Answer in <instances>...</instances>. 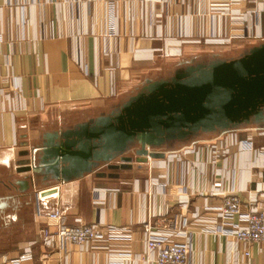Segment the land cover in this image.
I'll use <instances>...</instances> for the list:
<instances>
[{
	"label": "crops",
	"instance_id": "0c3cea01",
	"mask_svg": "<svg viewBox=\"0 0 264 264\" xmlns=\"http://www.w3.org/2000/svg\"><path fill=\"white\" fill-rule=\"evenodd\" d=\"M210 2L0 0V187L17 167L21 143L37 141L46 129L97 114L131 93L152 74L149 69L157 48L174 46L181 53L177 38L201 29L193 24L198 21L195 14L199 16L201 7ZM186 48L185 55L190 53ZM242 130L246 136L237 132L238 137L247 143L214 165L205 152L200 163L191 162L189 167L185 162L180 168L172 153L192 150L182 146L164 159L151 160L143 170L136 166L128 171L131 175L101 179L91 174L59 184V191L45 197L41 207H62L70 224L126 225L162 212L188 216L203 201L201 196L213 190L214 181L222 182L219 191H238L247 202L249 194L264 191V129ZM231 134H218L210 145L220 140L230 143ZM182 181L194 192L190 209L173 200L188 194L181 192ZM12 195L17 205L0 215V242L12 217L21 225V235L5 240L8 245L0 248V258L7 259L4 264H65L61 253L43 260L40 246L33 259L16 262L22 253L19 243L39 239L44 219H36L34 196H20L18 191ZM191 240V264H264V243L250 244L251 253L245 255L231 235L197 229ZM107 257L104 250L79 247L68 264H105Z\"/></svg>",
	"mask_w": 264,
	"mask_h": 264
},
{
	"label": "water",
	"instance_id": "95a60500",
	"mask_svg": "<svg viewBox=\"0 0 264 264\" xmlns=\"http://www.w3.org/2000/svg\"><path fill=\"white\" fill-rule=\"evenodd\" d=\"M173 65L107 109L21 143L17 167L0 187V209L13 191L37 201L91 174L120 178L203 134L264 129V39L236 56L184 55Z\"/></svg>",
	"mask_w": 264,
	"mask_h": 264
},
{
	"label": "built area",
	"instance_id": "2783aa9c",
	"mask_svg": "<svg viewBox=\"0 0 264 264\" xmlns=\"http://www.w3.org/2000/svg\"><path fill=\"white\" fill-rule=\"evenodd\" d=\"M235 1L242 3L245 0ZM260 4L257 9L259 14L264 10V4ZM245 34L256 39L255 43L264 39V34L256 32V29L248 28ZM246 143L247 140L239 139L237 132H233L230 143L220 140L216 146L207 144L204 147H193L189 159L176 153L171 157L183 168L185 162L189 167L191 162L200 163V158L203 159L207 152L211 154V163L214 165L219 158L226 157L235 147H242ZM163 183L169 185L167 182ZM221 186L222 182H212L213 190L203 195L204 197L201 196L203 201L191 215L178 214L171 217L162 212L138 223L126 225L108 221L70 224L62 207H41L45 197L39 195L36 219H45L44 225L40 226V239L21 242L19 248L22 253L16 262L33 259L37 246H40L43 248L40 254L43 260L52 254L61 253L65 264H68L70 256L79 247L104 250L108 256L105 264H137L139 261L145 264H191L194 250L191 236L197 229L206 233L231 235L237 244H241L243 253L250 255V244L264 243V191L249 194L245 202L238 191H219ZM181 192L188 194H178L173 200L190 209L194 192L188 191V186L184 183ZM139 244L143 248L140 249ZM5 261L6 258H0V264Z\"/></svg>",
	"mask_w": 264,
	"mask_h": 264
},
{
	"label": "rangeland",
	"instance_id": "374dc122",
	"mask_svg": "<svg viewBox=\"0 0 264 264\" xmlns=\"http://www.w3.org/2000/svg\"><path fill=\"white\" fill-rule=\"evenodd\" d=\"M261 2L264 4V0H245L242 3L240 1L236 2L235 0H212L208 6H202L199 16L195 14L198 21H194L193 23L194 25H199L201 29L177 38V40L182 43L181 53H176L177 51L175 52L174 46L172 49L157 48L153 54L150 65L151 69H149V71H151L152 74H164L171 70L174 66L173 63H175L179 57L183 56L181 54L185 55L183 46H187L186 52H190L186 55L199 54V56L204 57L210 55L212 52H219L224 56L238 55L242 48L254 44L256 41V39L246 36V29H256V32L259 31V33L261 32L264 34V10H261V14H259V12L257 13V9L260 7L259 5H261ZM159 37L162 38L163 36ZM176 37L177 36H172L171 38L176 39ZM75 121L77 120L71 123ZM217 135L216 133L203 134L198 137L197 143H193L192 141L187 142L183 148L190 147L189 149H193L194 145L198 143L200 147H204L207 144L209 145L216 142ZM214 146H216V143ZM175 153L178 156L183 155L186 156V159H189L190 150L187 151L185 149L184 152L180 151L172 154ZM208 154L209 157H211V154ZM142 167L141 169L143 170L144 168ZM122 173L126 175L129 172L125 171ZM128 175H131V173ZM44 221L45 219L42 221L41 226L44 225ZM9 226L10 229L6 236H2L4 239L0 242V248L8 245L5 240L13 241L16 236L19 237L21 235V225L16 222L15 217H12V223Z\"/></svg>",
	"mask_w": 264,
	"mask_h": 264
},
{
	"label": "flooded vegetation",
	"instance_id": "af4514ba",
	"mask_svg": "<svg viewBox=\"0 0 264 264\" xmlns=\"http://www.w3.org/2000/svg\"><path fill=\"white\" fill-rule=\"evenodd\" d=\"M106 168V167H105ZM7 203L9 204L8 207H5L4 209H0V212L4 213L6 209L8 208H15L16 204V198L7 199Z\"/></svg>",
	"mask_w": 264,
	"mask_h": 264
},
{
	"label": "trees",
	"instance_id": "16d2710c",
	"mask_svg": "<svg viewBox=\"0 0 264 264\" xmlns=\"http://www.w3.org/2000/svg\"><path fill=\"white\" fill-rule=\"evenodd\" d=\"M238 133L240 134L241 137H245L246 136V133L243 132V130H239Z\"/></svg>",
	"mask_w": 264,
	"mask_h": 264
}]
</instances>
